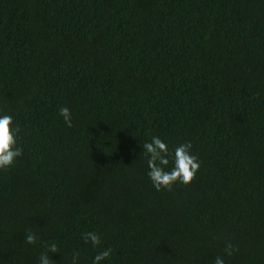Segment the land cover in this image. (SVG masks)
<instances>
[{
  "label": "trees",
  "instance_id": "1",
  "mask_svg": "<svg viewBox=\"0 0 264 264\" xmlns=\"http://www.w3.org/2000/svg\"><path fill=\"white\" fill-rule=\"evenodd\" d=\"M3 114L0 264H264V0H0ZM154 136L190 184L156 190Z\"/></svg>",
  "mask_w": 264,
  "mask_h": 264
},
{
  "label": "clouds",
  "instance_id": "2",
  "mask_svg": "<svg viewBox=\"0 0 264 264\" xmlns=\"http://www.w3.org/2000/svg\"><path fill=\"white\" fill-rule=\"evenodd\" d=\"M68 127H72L71 112L67 107H61L60 113ZM19 129L13 127L11 115H0V170L10 168L15 163L17 157L22 155V149L17 146V133ZM192 144L190 142L179 145L174 150V167L170 171L165 168L169 164L168 146L159 137H152L151 142L143 145V155L149 157L147 164L149 168L148 176L157 191L161 189L171 190L174 183L180 182L185 185L190 184L196 177L200 169V163L196 155L192 154ZM85 243L91 242L95 247L101 242L100 236L95 232L83 234ZM37 237L31 231L26 235L27 244H35ZM48 252L58 253L59 249L52 241L48 243ZM225 251L231 255L233 248L231 244L226 245ZM111 255V249L98 253L93 264H101ZM39 264H54L47 253H42L39 257ZM72 264H77V257L74 256ZM215 264H224L222 257H217Z\"/></svg>",
  "mask_w": 264,
  "mask_h": 264
}]
</instances>
